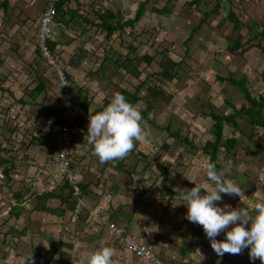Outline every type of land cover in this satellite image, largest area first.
<instances>
[{
	"label": "crops",
	"instance_id": "1",
	"mask_svg": "<svg viewBox=\"0 0 264 264\" xmlns=\"http://www.w3.org/2000/svg\"><path fill=\"white\" fill-rule=\"evenodd\" d=\"M79 2L77 5L73 0L69 6L74 10L78 9L83 15L90 13L92 8L96 9L99 5H92L89 0ZM45 3L46 0H15L13 4L18 14H21L23 24L18 25L12 19L10 23L15 24L12 28L13 39L5 49H3L5 44L0 46V232H4L2 236L4 239L11 238L14 244L9 246L8 256H5L7 251L0 248V264H26V260L31 256L34 264H77L82 255L98 248L101 241L115 249L113 264H146L117 243L114 233L107 225L108 221L116 222L137 242L150 244L163 260L171 264H213L211 260H205L211 256H205V253L200 252L203 250L202 247H205L204 243L211 246L209 237L202 240L196 230L190 228V226L194 228V222L192 224L186 218V210L178 213L174 204L173 206L169 204L167 211L163 210L165 205L163 199L157 198L152 193L155 191L147 188L145 171L140 170L139 177L125 172L129 167H125L124 164L130 162L133 150L143 153L146 151V143L143 142L148 140V135L145 139L136 141L134 148L125 157L107 162H101L90 147L92 150L88 154V160L79 162L82 170L79 172L76 169L79 186L86 188H81L84 205L80 219L75 218L76 199L71 186L62 180L56 165L58 154L54 144L57 142L59 147L57 134L60 128L56 120L62 118L65 124L70 123L73 127L75 124L80 125L78 121L93 114L103 104L105 98L111 100L108 93H104L110 89L111 83L103 79L104 76H101V80L97 79L100 71L106 69L107 64L110 66L111 62L103 64L105 59L103 58L99 72L95 70L85 76L81 69L83 63L89 60V52L92 57L97 58L92 51L94 44L98 41L103 45L109 40L100 32L96 39H91L92 42L96 41L93 44L89 37L85 36L83 27L78 33L75 32V24L68 22V19V25L56 22L58 31L53 39L57 44L55 51L63 60L68 59L65 67L70 76L73 92H71L73 107L68 108L63 97L61 98L62 92L45 77L44 71L31 68V78H28V74L23 72V67L19 65V60L14 58L20 50L15 44L24 48L35 34V28L27 25L26 16L23 18L25 13L31 9L27 12V16H30L34 14L32 11L36 4L41 9ZM87 6L90 7V11H87ZM40 9L37 16L40 15ZM7 21L9 22V18ZM72 32L77 36H73ZM74 50L78 53L81 51V54L76 52L74 65L68 64L70 59L73 60ZM34 52L29 60L31 63H35ZM43 66L47 69L45 64ZM13 74H18L19 77L16 78ZM53 76L52 74L51 77L55 80ZM20 80H24V83H19ZM40 82H44L46 87L33 98ZM76 84L81 88L79 95L74 92ZM51 87L54 91L50 90ZM83 88L94 92L101 89L94 101L88 100L90 103L88 113L83 108L85 99L88 98ZM141 103L137 104L140 111ZM50 111H58V114ZM88 124L85 123L87 130ZM54 127L57 134L54 133ZM18 133L21 135L19 141ZM81 133L86 140L87 131ZM153 138L150 136L149 140ZM77 153L78 151L75 156ZM120 162L123 169H119ZM6 169L10 170L5 174ZM91 172L97 173L96 181L93 176L87 174ZM86 176L90 181H87ZM47 208L51 212L46 211ZM170 208L175 211L171 212L169 221H164L163 217H166ZM95 211H99L97 216ZM182 214L185 227L189 229L187 232L184 230L183 236L179 234L180 228L177 227L179 224L171 222V218L179 220ZM157 220L160 224L156 222ZM11 222L15 225L12 226ZM174 227L178 228L175 232ZM184 242H187V245ZM29 246L30 251H25L24 249Z\"/></svg>",
	"mask_w": 264,
	"mask_h": 264
},
{
	"label": "rangeland",
	"instance_id": "2",
	"mask_svg": "<svg viewBox=\"0 0 264 264\" xmlns=\"http://www.w3.org/2000/svg\"><path fill=\"white\" fill-rule=\"evenodd\" d=\"M3 1L0 0V46L1 44H5L3 47L5 49L13 39L12 28L15 24H11L10 21L14 19V22L19 25V23L23 24V19L13 4L15 0H9L7 9L1 6ZM101 1L104 3V7L102 6L103 10L105 8L120 10L127 18H134L141 0H89L92 5L100 4ZM168 1L151 0L150 4L147 5L146 14L137 23L136 29L132 32L130 28H127L120 36L116 33L117 35L114 36L115 39L114 41L112 40V43L109 41L101 45V42H92L91 39H96V36L102 31L94 24H87L86 30H84L85 36L89 37L91 43L94 44L96 42L92 51H94V56L97 58L92 57V54L89 52V60L87 59L83 63L81 69H83L84 76L88 75V72L95 70L99 72L100 63L103 58L108 57L111 60L110 66L107 64L106 69L104 68V70L100 71L97 79L101 80V76H104L103 79H107L111 83L109 86L110 89L104 91L110 97L116 92H119L121 87H126L130 91H134V86L139 81L147 80L148 86L157 87L159 85L161 87L160 89L163 90L164 94L162 98L164 100L159 99V101H154L155 99L148 95L147 87H144L141 91V95L144 98L154 101L152 111L147 116L142 115L143 123L148 133V140L143 142L146 143L147 148L144 152L146 159L138 158L137 153L133 152L130 154V162L128 161L124 166H128L129 170L132 171L131 174H134L136 177H139L140 170L143 169L147 177V188L149 190L153 189L155 192L152 193L157 198L163 199L165 203L163 210L167 211L168 205L174 204L178 213H181L184 212L183 210L187 212V207L180 196L184 188H191L199 184L202 191H205L213 186V182L206 176V164L209 162V158L202 151L207 137L211 138V136L209 137L211 135L210 129L214 123L210 116L211 111L230 115L245 102L240 90L229 83H219L220 81L217 80V77L227 78L230 73L236 79L246 76L247 85L252 95L256 97L260 95L264 96V52L261 49L253 48L244 55L247 59V62H244L243 58L237 56L240 51L237 54H231L228 51L230 45L229 37L236 39L238 36V32L235 31L234 26L228 20L230 11L245 24L256 21L263 25L264 28V0H222L221 6H219L218 16L213 14L207 20V23L202 25L199 24L203 22L202 19L206 15V12L217 7V0H200L196 4L192 3L193 0H174L172 13L167 15L157 14L151 10L153 6L157 9H162ZM97 6L101 8L100 5ZM35 7V9L32 8L34 14L30 16H27V12L31 9L27 10L26 15L22 12V15H24L23 18L25 16L27 18L25 21L26 23L28 22L27 25L35 28L33 39H30V43L24 45V48L16 43L15 46L20 48V50L19 54L14 56V58L19 60V65L23 67V72L28 74V78H31V68L41 72L44 71L45 77L49 78L50 82L56 86L54 73H52V70L37 53L38 18L41 15L44 5H42L41 9L38 4ZM38 9H40L39 16H37ZM87 11H90V7L88 6ZM7 18H9V22ZM196 27L198 29L194 31ZM75 29V32H81V28L76 25ZM57 31L56 27L55 34ZM72 34L73 36H77L76 33L72 32ZM241 34L244 35L245 39H248L251 38L253 32L249 35L250 33L247 32V29H244ZM130 45L132 48L138 47L140 53H149L155 57L154 62L150 66H147L145 63L140 64V69L143 73L139 79H135L132 75L124 72L123 74L119 73L117 66L112 64V59L128 54ZM262 45L264 46V40H262ZM34 51L36 52L35 63H31L29 60L32 58L31 54ZM158 51L168 53L176 62L181 59L186 60L182 68L178 69L179 80L161 82L158 76H154L160 70L159 62L162 60L161 55L157 54ZM185 54H189L190 57H184ZM132 56L134 57L135 54L132 53ZM67 60L62 59L63 62L60 60L64 67H67ZM44 64L49 70L44 68ZM52 74L55 80L51 77ZM13 75L16 78L19 77L18 74ZM5 76L8 78L7 75ZM20 82L24 83V80H20ZM75 87L74 92H76V95H79L81 88L78 84ZM83 89V92L85 91L87 94V99H93V101L101 91V89L96 92L88 88ZM50 90H52V87ZM100 102L101 100H99ZM143 102L139 104L142 108L141 111L147 109V101ZM235 121L240 125L239 128H234L228 124L225 126L224 132L225 140L231 136L237 138L236 148L226 153L227 148L223 146L220 149L217 161L220 164V168H224L226 162L231 161V166L226 169L225 174L241 187L243 195L240 197L239 195L222 193L223 199L216 203L221 206L230 205L233 208L248 207L252 210L254 209L256 200L264 199V129L260 130L256 137L249 139L250 129L243 126L245 124L241 122L240 117H236ZM87 122L89 123V115L78 121L80 125L75 124L73 127L76 133V151H78L77 156L74 155L76 165H73L77 166L79 172L82 170L79 167V162L88 160V154L92 150L87 142V138L84 140V135L81 133L82 131H87V127L85 126ZM169 123L174 132L179 131L182 138L188 137V139L200 148L183 144L171 138L166 131V126ZM244 132L245 134L242 136ZM54 133L57 134L55 127ZM150 136L154 138L149 140ZM17 138L18 141L21 140L20 133H18ZM163 144L170 146L168 151L162 148ZM54 146L57 153V142H55ZM133 154L135 155L133 156ZM148 163L150 165L147 167ZM87 174L90 177L93 176L94 181H96L97 173L91 172ZM85 178H87V181H90L88 176ZM153 185L154 187H152ZM171 191L176 192L177 195L171 196ZM172 211L175 210L170 208L166 217H163L164 221L170 220ZM180 216L182 217L183 214ZM183 218H179V220L171 218L173 224H179L177 227L180 228L179 234L182 236L185 231L187 232L189 230L185 227ZM156 222L160 224L159 220ZM14 225L12 223V226ZM178 228L174 227L173 231H177ZM190 228L196 230L197 235L202 240H204V237H207L202 225L194 223V228L191 226ZM3 234L4 232H0V248H4L5 252L7 251L5 256H8V248H10V245L14 246V244L11 238L10 240L9 238L4 239L2 237ZM216 238H225V232H221ZM208 240L210 242V238ZM184 243L187 245V242ZM204 244L202 243L205 246L202 247L203 250L199 251L205 253V256H211L205 260H211L213 264H262L259 258L255 261L250 259L248 248L235 254L226 252L220 257L212 246H208L206 243ZM30 249L31 247L29 246L24 250L30 251ZM217 258L221 261H215V259L219 260Z\"/></svg>",
	"mask_w": 264,
	"mask_h": 264
},
{
	"label": "trees",
	"instance_id": "3",
	"mask_svg": "<svg viewBox=\"0 0 264 264\" xmlns=\"http://www.w3.org/2000/svg\"><path fill=\"white\" fill-rule=\"evenodd\" d=\"M73 0H61L59 4L57 5V18L56 22L62 23V24H67L68 22H71V24H75L79 28H84L86 30V25H96L104 34H105V39L106 40H114L115 35L118 34L120 36L122 33H124L127 28H130L132 32L136 29V25L140 20L144 17V15L147 12V5L150 4L151 0H141L138 4L137 10L135 12V17L130 18L126 17L124 13L120 10H113L110 8H105V10L102 9V6L104 7L103 1L100 2L101 8H92L90 13H85L84 15L79 12L78 9H72L70 8V3ZM77 5L80 4V0H74ZM200 0H193L192 3L196 4ZM221 1L222 0H217L216 3L217 7L213 8L211 11L206 12V15L202 19V23L199 25L207 23V20L212 17V15H217L219 14V6H221ZM232 1V0H230ZM173 3L174 0H169L168 3L165 4V6L162 9H157L156 7H152L151 10L156 12L157 14H170L172 13L173 10ZM3 8L7 9L8 7V0H4L2 2ZM40 18V16H39ZM38 18V20H39ZM68 19V22H67ZM35 20V19H34ZM229 22L234 26L235 31L238 32V36L236 39H233L232 37H229L230 45L228 47V51L231 54H237V56L241 57L244 59V62H247L245 58V54L250 51L253 48H258L261 49L262 52H264V46L262 45V40H264V28L263 25H261L258 22H249V23H244L240 21V19L230 11L229 17H228ZM84 23H82V22ZM198 25V26H199ZM198 27L194 29V31H197ZM244 29H247V32L250 33L249 35L252 34L251 38L245 39L244 35L241 33L243 32ZM193 31V32H194ZM117 33V34H116ZM247 45H249L247 47ZM50 46L53 50L57 47V44L55 41H52L50 43ZM77 52V53H76ZM37 53L39 54V50H37ZM76 54H81V51H76L74 50L72 54V59L68 61V64H73L74 65V57ZM120 53V52H119ZM132 53L135 54V56H132ZM58 54V53H57ZM121 54V53H120ZM158 55H161L162 60L159 62V67L160 70L154 75L155 77L158 76L160 78L161 82H173L174 80H179L180 77L178 75V69L182 68V65L186 62V60L181 59L180 61H174L172 57L168 53H165L164 51H158ZM184 57H190L189 54H185ZM60 60L61 58L58 57ZM154 56L150 55L149 53H140L138 47L132 48L130 45L129 52L127 55L119 56L117 58L112 59V64L117 66L118 72L123 74L127 73L132 75L135 79H139L143 73V71L140 69V64L145 63L147 66H150L151 63L154 62ZM62 61V60H61ZM107 61H110V59L105 58L103 60V64ZM66 69V68H65ZM67 71V70H66ZM68 74V72H67ZM68 74V78H69ZM70 79V78H69ZM217 80H219V83H229L230 85L236 87L238 90L241 91L243 98L245 102L239 107L236 108L235 111L230 114H220L215 111H211L210 116L213 120V127L210 129V134L209 137L211 138L206 139L205 145L202 147V151L204 155H206L209 158V162H216L217 168L220 169V164H218V157H219V152L220 149L224 146L227 148L226 153L231 151L233 148H236L237 144V138L234 136H231L230 138H227L225 140V126L226 125H231L234 128H239V124L235 121L236 117L241 118V122H243L248 129H250L248 138L252 139L256 137L259 133L260 130L264 129V96H259L256 97L252 95L248 85H247V77L243 76L240 79H236L229 74L227 78L224 77H217ZM41 84L36 87L35 89V96L33 98H36L39 93H41L44 88L46 87V84L44 82H40ZM58 87V86H57ZM134 91H130V89H127L126 87H121L119 92L124 94L125 97L133 104L137 105L139 102H146L147 103V109H145L142 112V115L147 116L150 111L153 109V102L154 101H159V99H163V90H161L160 86L157 85V87H150L147 84V80L145 81H139L137 85L134 86ZM144 87H147V93L149 96L154 98L155 100L152 101L151 99L144 98L141 95V91ZM59 89V88H58ZM60 90V89H59ZM62 92V91H61ZM62 98V95H61ZM110 98V97H109ZM110 100L108 98H105L103 101V104L99 106L95 111L102 110L104 106H106ZM143 102V103H144ZM90 106V103L88 99H85V103L83 104L84 111L88 113V108ZM63 110V109H60ZM51 113H54L55 115L58 114V111H50ZM93 113V114H94ZM56 124L58 127H62L64 125V120L62 118H57ZM59 128V129H60ZM166 131L168 132V135L171 138H174L176 141H180L183 144H189L192 147L195 146L197 147L196 144H194L188 137L182 138L180 135L179 131L174 132L171 128V124L169 123L166 126ZM245 132L243 133L242 136H244ZM214 138V139H213ZM162 148H164L166 151L169 150L170 146L168 144H163ZM200 148V147H197ZM135 150H133L134 152ZM138 155V158H143L146 159V156L143 152H136ZM58 154V152H57ZM58 156V155H57ZM75 157H73V163H72V169L74 171H77L75 165L76 162L74 160ZM75 164V165H73ZM122 162L119 163V169H123L121 166ZM150 164H147V167ZM10 169L5 170V174L9 172ZM126 173L131 174L129 170L126 169ZM132 175V174H131ZM166 178V176H165ZM81 188H86L85 186H82ZM85 191V190H84ZM182 192V191H181ZM179 194V193H178ZM170 195H177L176 192L171 191ZM74 205V203H73ZM46 211L51 212L48 208Z\"/></svg>",
	"mask_w": 264,
	"mask_h": 264
},
{
	"label": "clouds",
	"instance_id": "4",
	"mask_svg": "<svg viewBox=\"0 0 264 264\" xmlns=\"http://www.w3.org/2000/svg\"><path fill=\"white\" fill-rule=\"evenodd\" d=\"M146 135L141 111L120 92H116L102 110L89 115L87 140L101 162L125 157L135 142L145 139ZM230 166L231 161L220 169L216 162H207L206 176L213 186L205 191L199 184L184 188L180 196L187 207L186 218L203 226L218 256L248 248L250 259L259 258L264 264V199L256 200L252 210L216 203L223 199L222 193L243 195L241 187L225 174ZM221 232H225V238L217 239ZM114 254L115 249L101 241L98 248L82 255L77 264H113ZM26 264H34L32 256Z\"/></svg>",
	"mask_w": 264,
	"mask_h": 264
},
{
	"label": "built area",
	"instance_id": "5",
	"mask_svg": "<svg viewBox=\"0 0 264 264\" xmlns=\"http://www.w3.org/2000/svg\"><path fill=\"white\" fill-rule=\"evenodd\" d=\"M61 0H47L38 22V50L40 57L54 73L58 88L62 91V97L68 108L73 107L70 79L62 65L58 54L50 46L55 36L57 18V5ZM76 133L70 123L64 124L58 130L59 147L56 165L60 171L62 180L67 182L76 199L75 218L78 220L83 209V191L79 186L78 173L72 169L73 157L76 152ZM99 211H95L97 216ZM109 229L114 233L117 243L126 251L144 260L147 264H171L163 260L151 247L129 236L125 229L116 222H107Z\"/></svg>",
	"mask_w": 264,
	"mask_h": 264
}]
</instances>
